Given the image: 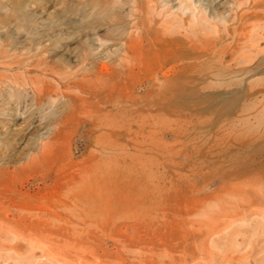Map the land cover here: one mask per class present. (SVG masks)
Segmentation results:
<instances>
[{"label":"rangeland","instance_id":"obj_1","mask_svg":"<svg viewBox=\"0 0 264 264\" xmlns=\"http://www.w3.org/2000/svg\"><path fill=\"white\" fill-rule=\"evenodd\" d=\"M0 264H264V0H0Z\"/></svg>","mask_w":264,"mask_h":264}]
</instances>
